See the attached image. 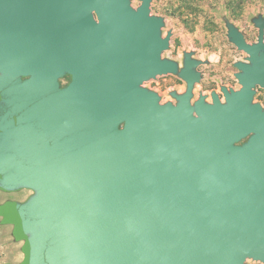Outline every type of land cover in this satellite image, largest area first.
I'll return each instance as SVG.
<instances>
[{
	"label": "water",
	"instance_id": "water-1",
	"mask_svg": "<svg viewBox=\"0 0 264 264\" xmlns=\"http://www.w3.org/2000/svg\"><path fill=\"white\" fill-rule=\"evenodd\" d=\"M0 0V222L18 264L264 263V14L222 16L240 87L191 102L197 66L162 57L152 0ZM185 81L161 102L142 86ZM69 75L66 84L59 78Z\"/></svg>",
	"mask_w": 264,
	"mask_h": 264
},
{
	"label": "rangeland",
	"instance_id": "rangeland-1",
	"mask_svg": "<svg viewBox=\"0 0 264 264\" xmlns=\"http://www.w3.org/2000/svg\"><path fill=\"white\" fill-rule=\"evenodd\" d=\"M225 0H152L150 14L161 15L164 25L162 36L171 30L169 47L163 50L161 56L175 59L182 65V52L193 51V57L208 60L197 66L201 78L195 82L193 97L199 93L209 94L225 85L237 89L240 87L234 72L237 68L233 62L245 60L246 53L236 48L227 38L226 26L222 16L233 22L243 33L246 41L256 40L257 27L251 22V17L258 12L264 14V0H249L242 7L230 13L224 7ZM140 3L131 0L133 7ZM155 90L161 96V102L174 99L169 91L181 92L185 82L173 73L158 74L142 83ZM253 101L260 102L264 107V87L256 86ZM32 193L29 189H19L6 192L0 190V203L6 200H25ZM1 219V217H0ZM12 224L0 222V264H18L23 258L22 240H15L11 234ZM244 264H264L258 260L247 258Z\"/></svg>",
	"mask_w": 264,
	"mask_h": 264
},
{
	"label": "trees",
	"instance_id": "trees-1",
	"mask_svg": "<svg viewBox=\"0 0 264 264\" xmlns=\"http://www.w3.org/2000/svg\"><path fill=\"white\" fill-rule=\"evenodd\" d=\"M249 0H225L224 7L227 8L230 13H233L236 9L242 7Z\"/></svg>",
	"mask_w": 264,
	"mask_h": 264
},
{
	"label": "flooded vegetation",
	"instance_id": "flooded-vegetation-1",
	"mask_svg": "<svg viewBox=\"0 0 264 264\" xmlns=\"http://www.w3.org/2000/svg\"><path fill=\"white\" fill-rule=\"evenodd\" d=\"M68 80H69V75H65V76L59 78V83H60V85H64V84H66V83L68 82ZM184 82H185V81H184ZM184 89H185V86H184ZM184 89H183V90H184ZM183 90H182V91H183ZM218 94H219L221 100L223 101L224 98H223L222 92H221V94L218 92ZM209 97H210V99H208V94H207V96H206L205 99H206L207 101H211V96H210V94H209ZM195 99H196V98L192 97V98H191V102H193ZM174 101H175V100H174Z\"/></svg>",
	"mask_w": 264,
	"mask_h": 264
}]
</instances>
